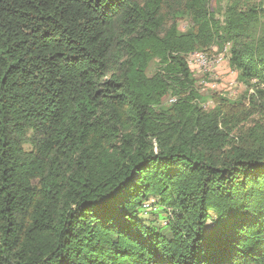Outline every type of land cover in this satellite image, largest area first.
Instances as JSON below:
<instances>
[{"label": "trees", "instance_id": "trees-1", "mask_svg": "<svg viewBox=\"0 0 264 264\" xmlns=\"http://www.w3.org/2000/svg\"><path fill=\"white\" fill-rule=\"evenodd\" d=\"M263 3L0 0V264H264Z\"/></svg>", "mask_w": 264, "mask_h": 264}, {"label": "rangeland", "instance_id": "rangeland-1", "mask_svg": "<svg viewBox=\"0 0 264 264\" xmlns=\"http://www.w3.org/2000/svg\"><path fill=\"white\" fill-rule=\"evenodd\" d=\"M187 26V21H180L178 25L179 31L185 32L188 28ZM262 28L264 29V19ZM227 49L220 51L212 48L209 52L202 54L204 57L203 63L198 64V59H194L195 65L193 62L189 67L196 82L197 91L206 101V103L199 104L206 111L214 107L217 99H226L232 103L238 102L246 92H248L247 95H250L251 90L247 91V88L239 82L237 73L229 67ZM153 68L152 66L151 71H153ZM247 103L246 98L241 101L244 107H247ZM159 221V219H155V225L161 228Z\"/></svg>", "mask_w": 264, "mask_h": 264}, {"label": "built area", "instance_id": "built-area-1", "mask_svg": "<svg viewBox=\"0 0 264 264\" xmlns=\"http://www.w3.org/2000/svg\"><path fill=\"white\" fill-rule=\"evenodd\" d=\"M225 49H227V48H225ZM194 59H198L197 60L198 64L204 62V57H203L202 53H196V54L190 55L188 57L187 62H188V66L189 67L191 66V63H193V62H194V65H195L196 62L194 61ZM171 102H172V100H171Z\"/></svg>", "mask_w": 264, "mask_h": 264}]
</instances>
